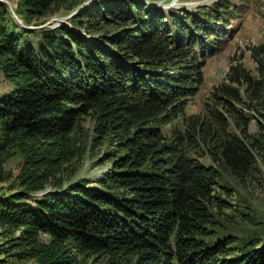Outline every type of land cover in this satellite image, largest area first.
I'll use <instances>...</instances> for the list:
<instances>
[{"label":"trees","instance_id":"16d2710c","mask_svg":"<svg viewBox=\"0 0 264 264\" xmlns=\"http://www.w3.org/2000/svg\"><path fill=\"white\" fill-rule=\"evenodd\" d=\"M82 1L22 0L14 11L28 25ZM233 11L226 0L194 11L98 0L70 20L97 44L69 26L24 29L0 2V69L14 84L0 95V183L11 188L0 197V254L34 264H264V230L240 239L221 228L228 188L198 157L207 148L241 181L254 176L264 153V42L250 49L258 75L234 62L204 111H186ZM91 113L90 141L106 145L98 163H110L95 184L73 179Z\"/></svg>","mask_w":264,"mask_h":264},{"label":"rangeland","instance_id":"374dc122","mask_svg":"<svg viewBox=\"0 0 264 264\" xmlns=\"http://www.w3.org/2000/svg\"><path fill=\"white\" fill-rule=\"evenodd\" d=\"M3 1V2H2ZM98 0H84L79 4L70 8H62L57 14L53 15L42 21L33 20L26 25L22 19L14 11V8H19L22 0H0L9 8L12 15L16 14V22L20 27L29 30H35V32L54 30L63 26H69L74 31L82 34L83 37L99 44V41L93 37L88 36L83 31H79L77 28L71 25L70 20L73 16L79 14L83 9L90 6ZM149 3H154L158 8L170 9L175 7H184L189 10H196L199 5H211L215 1L219 0H147ZM229 5L233 7L232 16L234 18L233 23L230 25L233 29V36L224 37L222 46L214 50L213 54H208L206 58L204 72V83L200 87L198 94L191 98L187 105V113L189 115H198L204 111L205 101L208 100V96L214 86L221 83L228 84L227 74L229 72L230 65L234 62L242 63L245 70L253 75H258L257 63L251 55V47L257 46L264 42V0H226ZM231 16V17H232ZM14 17V16H13ZM88 27L93 29H100V25H97L96 20L87 22ZM103 24V22H101ZM101 24V25H102ZM97 26V27H93ZM39 33H36V36ZM30 39L34 38V35H26ZM25 37V36H24ZM103 46L107 50H111L107 46ZM14 89V84L8 81L1 69H0V95L8 94ZM255 121L251 123V132L256 130ZM83 125L85 127L84 133L81 134V142L86 146V151L79 158L76 163V173L73 179L86 177L90 178L95 184V180L104 174L110 167V163H98L100 154L106 145L103 147H93V143L90 141L93 137V128L95 126V116L91 113L89 116L83 119ZM170 131V127H166L164 132ZM206 153V154H205ZM200 160L215 166L221 173L220 183L227 186L228 191L222 193L223 199L231 203V207H227L217 215V219L221 220V228H225V231H229L231 234L239 237L240 239L246 238L251 232L256 230H264V153L258 159L257 169L254 176L247 178L245 181H241L236 177L228 166L222 162H215L209 150L204 149L202 153L198 155ZM22 162V155L15 154L6 162V168L11 175H16L19 172V168ZM11 192L10 183H0V197L8 195ZM42 192H39V194ZM38 194V193H37ZM248 213L250 218L256 222L252 224L247 220L245 214ZM0 239V244L2 243ZM237 242L234 246H240ZM4 259V261H2ZM0 264H34L27 261L25 263H15L13 259H7L3 253L0 254Z\"/></svg>","mask_w":264,"mask_h":264},{"label":"water","instance_id":"95a60500","mask_svg":"<svg viewBox=\"0 0 264 264\" xmlns=\"http://www.w3.org/2000/svg\"><path fill=\"white\" fill-rule=\"evenodd\" d=\"M2 2H3V1H2ZM4 3H6V2H4ZM6 4H7V3H6ZM13 16H14V18H16V19H17V17H16V14H15V15L13 14Z\"/></svg>","mask_w":264,"mask_h":264}]
</instances>
